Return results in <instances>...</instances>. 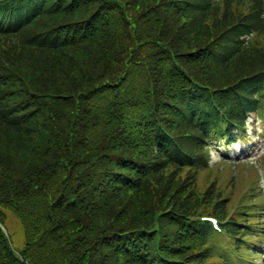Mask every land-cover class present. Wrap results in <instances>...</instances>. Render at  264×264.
Wrapping results in <instances>:
<instances>
[{
	"label": "trees",
	"instance_id": "obj_1",
	"mask_svg": "<svg viewBox=\"0 0 264 264\" xmlns=\"http://www.w3.org/2000/svg\"><path fill=\"white\" fill-rule=\"evenodd\" d=\"M59 4L64 5L58 8ZM67 6L72 0H55L50 14L62 22ZM68 47V62H58L54 69L44 65L52 70L51 78L63 77L68 91H57L52 80L49 91L17 84L0 93V222L6 220L5 211L12 210L26 234L19 256L0 227V264H240L223 256L222 250L218 254L206 249L201 257H191L170 251L164 240L158 242V237H174H165V228L170 232L178 227L168 212L188 210L193 198L184 175L178 173L183 151H159L158 143L126 137L110 120L105 122L106 111L94 116L84 111L93 71L88 55L75 44ZM23 51L20 46L14 52ZM33 61L40 64L33 55L27 65ZM216 63L204 74L217 77L228 70L225 61ZM25 68L20 58L12 59L13 75ZM44 74L39 70L34 76L43 81ZM214 83L211 88L218 92L232 85L227 77ZM182 92L191 105L196 94ZM163 105L186 110L183 101L172 97ZM194 122L200 124L199 116ZM183 129L185 146L194 148L192 132L197 127L184 119ZM5 140L12 141L3 147ZM157 214H162L159 221ZM234 249L240 258L243 247L234 241Z\"/></svg>",
	"mask_w": 264,
	"mask_h": 264
},
{
	"label": "rangeland",
	"instance_id": "obj_2",
	"mask_svg": "<svg viewBox=\"0 0 264 264\" xmlns=\"http://www.w3.org/2000/svg\"><path fill=\"white\" fill-rule=\"evenodd\" d=\"M193 36L195 37L194 40L191 42V44H189L188 46H186L184 48L185 50H189L191 45L196 44L199 41L204 42L208 38L207 34H205V32L204 33L200 32L199 34L198 33H194ZM100 53H102V55H103V63H100L99 70L102 71V73H104L105 75L106 74H110V76L115 75L114 72L110 73L108 64H112V61H114L116 63L122 62L123 59H124L123 58V52L119 51L117 56L111 57V56H107L103 51L99 50L98 54H96L93 57L97 58ZM102 55H101V57H102ZM95 64H97V63H95ZM50 68L54 69L55 67H50ZM48 69L46 71V76H43V81L47 80L48 82H46L44 84L46 86H49L48 85L49 82H51V83L55 82L56 83L55 84L56 85L55 88L57 89V91H59V92L68 91L70 86L65 85V84L62 83L63 77L60 76V75H56V72H55L53 76L56 75L55 76L56 79L55 78L54 79L51 78L50 74H51L52 70H48ZM244 69H245V67L243 66L242 60L238 59L235 62V65H234L233 68H231V69L229 68V70H227L225 72H222V74H220V75H226L228 77H232L235 73H237V72H239L241 70H244ZM196 70H198L197 73L207 82L214 83V82H217L220 79V76H217V77L213 76L212 77V76L204 74L202 72V70L197 69V67H195V71ZM40 72L42 74H44V71L40 70ZM105 79H106V76H105L104 80ZM52 80H53V82H52ZM56 80L57 81H61V82H57ZM75 80L77 81L78 79H75ZM90 86H93V84L91 82H90ZM261 127H262L261 124L256 126V128L259 129V130L261 129ZM251 135L254 136V138L256 140H258V136H255V133L253 131H252ZM250 145L251 146H246V145H244V143L240 142L238 145H235V148H228V151L225 150L226 151L225 154L233 156L235 158V160L237 158H239V157H243V158L247 159L248 161H256L260 151H263V149H264V144L259 145L256 148L254 147L255 150H252V145H253L252 142L250 143ZM220 158H221L220 154H214V162H218ZM8 177H10V176H8ZM173 182H174V184H177L176 180H173ZM107 215H111V213H107ZM115 223H116V221L108 222L105 225V228L106 227H111ZM6 226H7L8 232H9V234L11 236V240L13 242L14 247L16 249H18V250H21L24 247L26 239L24 238L23 227H22V225L20 223V220L13 213H10L9 217H8V219L6 221Z\"/></svg>",
	"mask_w": 264,
	"mask_h": 264
},
{
	"label": "bare ground",
	"instance_id": "obj_3",
	"mask_svg": "<svg viewBox=\"0 0 264 264\" xmlns=\"http://www.w3.org/2000/svg\"><path fill=\"white\" fill-rule=\"evenodd\" d=\"M11 141L12 140H5V141L1 142V144H2L3 147H6V146L9 145V142H11Z\"/></svg>",
	"mask_w": 264,
	"mask_h": 264
}]
</instances>
